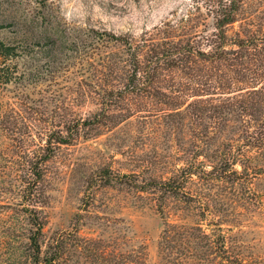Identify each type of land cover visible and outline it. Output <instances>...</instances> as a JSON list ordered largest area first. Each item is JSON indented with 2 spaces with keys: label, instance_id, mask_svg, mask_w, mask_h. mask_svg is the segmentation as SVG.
<instances>
[{
  "label": "rangeland",
  "instance_id": "1",
  "mask_svg": "<svg viewBox=\"0 0 264 264\" xmlns=\"http://www.w3.org/2000/svg\"><path fill=\"white\" fill-rule=\"evenodd\" d=\"M227 1L0 0V264L37 224L52 264H264V0Z\"/></svg>",
  "mask_w": 264,
  "mask_h": 264
},
{
  "label": "trees",
  "instance_id": "2",
  "mask_svg": "<svg viewBox=\"0 0 264 264\" xmlns=\"http://www.w3.org/2000/svg\"><path fill=\"white\" fill-rule=\"evenodd\" d=\"M245 0H229L227 1V4H224L223 6L221 5L220 9L223 13V16L221 19H219L216 23V28L219 29V31H222V29H224L226 26L233 24L236 20V16L239 12L242 11L243 8V3ZM224 3V2H223ZM114 39H116L115 36H113ZM122 42L124 44L127 43L126 40L121 39ZM15 47L12 46H8L6 44H4L3 42L0 41V57L5 58V59H9L12 58L16 55V51H15ZM128 51H131V49L129 48ZM128 56L130 57L129 61V65L132 67L131 70V79L129 81V92H134V91H140L142 90L141 88H139L138 85H142L144 86V84H146L147 82H142V78L140 79L139 76V69H140V62L138 61V59L136 58V55L134 53H132L131 56V52L130 54H128ZM122 57V56H121ZM117 59V57H116ZM155 65L157 66L158 62L161 61V56L156 55L155 57ZM169 62V61H168ZM3 71V70H0ZM11 74H6V78H3L5 76H1L0 75V85L3 84H7L10 82V79L8 78ZM140 83H136V82ZM69 136H60L58 138H55V140H53V145H52V139L51 138H47L46 140V146L44 151L46 152L45 155L43 156V160H47L51 157V155L53 154V151L55 150V148L58 145H64L67 144L70 140H69ZM38 176V174H37ZM163 185V184H162ZM29 223L32 224V226H35L34 220H30L29 219ZM37 229H35L32 234L29 235L28 237V246H33V258H34V263L35 264H40L41 262L43 264H52V259L49 260H45L42 259L39 256L40 253V249H39V244H38V238L37 236L40 234V230H41V226L39 224H37Z\"/></svg>",
  "mask_w": 264,
  "mask_h": 264
}]
</instances>
